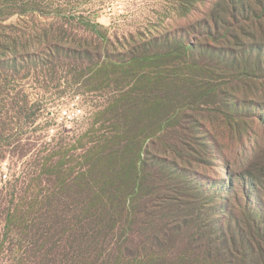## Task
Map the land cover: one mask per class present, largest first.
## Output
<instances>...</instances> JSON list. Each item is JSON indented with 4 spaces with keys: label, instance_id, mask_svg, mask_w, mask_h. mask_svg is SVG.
Segmentation results:
<instances>
[{
    "label": "rangeland",
    "instance_id": "rangeland-1",
    "mask_svg": "<svg viewBox=\"0 0 264 264\" xmlns=\"http://www.w3.org/2000/svg\"><path fill=\"white\" fill-rule=\"evenodd\" d=\"M0 26L29 56L0 264H264V0H0Z\"/></svg>",
    "mask_w": 264,
    "mask_h": 264
},
{
    "label": "trees",
    "instance_id": "trees-1",
    "mask_svg": "<svg viewBox=\"0 0 264 264\" xmlns=\"http://www.w3.org/2000/svg\"><path fill=\"white\" fill-rule=\"evenodd\" d=\"M13 29L10 27L4 28L0 26V121L3 118L2 115L7 107V104L14 103V96L11 97L13 89H8L6 86L9 83H13L15 80L13 79L12 74L17 73V63L25 62L29 58L27 55L18 56L15 50V33ZM25 46H29V43L26 42ZM10 72L12 73L11 75ZM9 79V80H8ZM8 80V81H7ZM4 84V87H3ZM139 261L134 259L133 262ZM145 261V258L142 262ZM185 262H181L178 264H184ZM142 264V263H141ZM190 264H199L196 261H191ZM203 264H208L205 260ZM228 264H233L232 262H228Z\"/></svg>",
    "mask_w": 264,
    "mask_h": 264
},
{
    "label": "built area",
    "instance_id": "built-area-1",
    "mask_svg": "<svg viewBox=\"0 0 264 264\" xmlns=\"http://www.w3.org/2000/svg\"><path fill=\"white\" fill-rule=\"evenodd\" d=\"M84 116L83 102L80 97L64 102L61 106L49 110L47 114L51 128L53 127L55 131L69 129L68 127L81 122ZM51 132L54 133L52 130Z\"/></svg>",
    "mask_w": 264,
    "mask_h": 264
}]
</instances>
